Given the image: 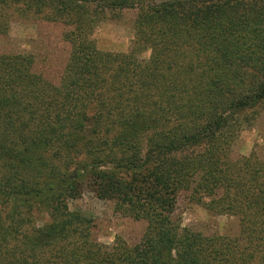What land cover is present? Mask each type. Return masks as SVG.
<instances>
[{
  "label": "trees",
  "instance_id": "16d2710c",
  "mask_svg": "<svg viewBox=\"0 0 264 264\" xmlns=\"http://www.w3.org/2000/svg\"><path fill=\"white\" fill-rule=\"evenodd\" d=\"M123 9L129 50H100ZM15 17L61 23L68 48L53 80L0 52V264H264V143L231 150L264 111V0H0V35ZM84 189L139 215V239L99 243L68 207ZM184 192L237 234L182 226Z\"/></svg>",
  "mask_w": 264,
  "mask_h": 264
},
{
  "label": "rangeland",
  "instance_id": "374dc122",
  "mask_svg": "<svg viewBox=\"0 0 264 264\" xmlns=\"http://www.w3.org/2000/svg\"><path fill=\"white\" fill-rule=\"evenodd\" d=\"M136 10L123 9L107 12L94 28L92 37L96 46L103 51L127 52L133 39V24ZM64 27L59 22H48L40 18H17L9 24L6 33L0 35V52H21L34 54L46 78L53 80L60 71L67 54L68 45L60 40ZM149 50L140 54L148 58ZM60 55V58L57 56ZM232 146L237 155H249L259 151L264 141V111L252 124L240 129ZM68 207L92 220L95 239L111 246L116 237L128 243L136 242L145 228V221L133 213L126 204L99 199L89 189H84L78 198L68 200ZM175 216L181 225L204 234L234 236L238 232V221L234 216L214 215L203 206L202 199H191L181 193L176 202ZM45 213L38 214V225L47 222Z\"/></svg>",
  "mask_w": 264,
  "mask_h": 264
}]
</instances>
